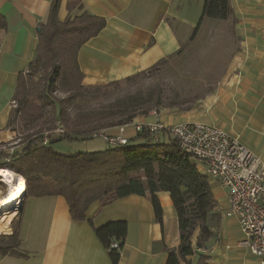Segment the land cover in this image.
<instances>
[{
  "label": "crops",
  "instance_id": "crops-1",
  "mask_svg": "<svg viewBox=\"0 0 264 264\" xmlns=\"http://www.w3.org/2000/svg\"><path fill=\"white\" fill-rule=\"evenodd\" d=\"M50 3L51 0H0V12L6 19L5 29L0 30V135L7 133L11 139L15 132L6 127L10 101L19 73L28 68L35 55L36 29L45 21ZM83 3L89 13L106 21L99 34L84 43L77 54L83 83L88 85L121 80L147 70L196 42L202 30L208 29L213 40L216 31L225 29L228 37L223 45L231 48L212 91L189 110L160 109L158 119L164 124L200 122L219 127L238 136L264 163V0H229L230 17L205 19L193 41L190 37L203 0ZM66 5L67 0H61L60 20L67 15ZM153 119L149 113L139 115L131 124ZM122 134L129 140L136 136L133 126L126 127ZM209 182L218 220L212 225L213 235L202 253L209 264H258L241 243L244 236L238 219L225 215L229 208L225 190ZM158 199L161 222L156 220L149 199L134 194L103 208L94 202L87 209V220L74 221L63 197L25 196L15 217L25 256L0 257V264H113L93 227L116 220L127 223L117 264H168L169 252L176 251L179 245L178 222L170 196L160 192ZM187 259L197 264L198 255Z\"/></svg>",
  "mask_w": 264,
  "mask_h": 264
},
{
  "label": "trees",
  "instance_id": "trees-1",
  "mask_svg": "<svg viewBox=\"0 0 264 264\" xmlns=\"http://www.w3.org/2000/svg\"><path fill=\"white\" fill-rule=\"evenodd\" d=\"M60 2L51 0L45 21L36 29L35 55L28 68L17 77L12 95L16 107L11 108L6 127L15 132L18 141L11 152L0 149V169L19 174L26 197H63L74 221L87 220V209L94 202H99L103 208L134 194L149 199L156 220L161 222L158 193H167L179 230V245L176 251L169 252L167 263L190 264L187 258L196 253L197 264H209L202 252L213 235L212 225L218 220L216 200L209 178L198 170L194 158L183 152L175 140L166 135L155 138L143 129L125 144L109 143L99 151L60 153L54 148L58 140L97 137L98 131L129 124L153 108L189 110L201 98L196 95L164 103L161 91L150 89L105 102L104 99L119 90L123 83L134 84L167 59L121 80L84 84L77 62L78 51L99 34L106 21L89 13L83 0H67V15L60 20ZM230 15L229 0H203L190 40H194L205 19L225 20ZM5 27L6 19L0 12V30ZM57 89L65 96L54 95ZM82 101H95L96 105L85 109ZM184 103L188 104L180 106ZM56 124L62 129L60 133L54 132ZM46 134L48 139L43 144ZM137 139L142 142L133 143ZM5 157L7 162L3 160ZM88 222L92 224L91 219ZM13 223L11 233H0V257L25 256L20 249L17 222L13 220ZM93 229L112 263L117 264L127 234L126 221H109ZM113 241L118 242V249L110 248Z\"/></svg>",
  "mask_w": 264,
  "mask_h": 264
},
{
  "label": "built area",
  "instance_id": "built-area-1",
  "mask_svg": "<svg viewBox=\"0 0 264 264\" xmlns=\"http://www.w3.org/2000/svg\"><path fill=\"white\" fill-rule=\"evenodd\" d=\"M15 107L14 100L10 101ZM154 119L145 123L125 124L109 130L98 131L95 136L107 143L125 144L128 138L123 136L126 127L133 126L138 132L146 129L155 138L166 135L175 140L179 148L191 155L201 173L225 190L229 208L227 216L238 219L243 233L242 244L257 258L258 264H264V163L252 150L246 147L236 135L214 125L200 122H182L164 124L159 121V112L152 110ZM56 124L54 132L60 133ZM47 134L43 144L47 142ZM1 149V148H0ZM3 150V149H2ZM11 152L12 146L4 149ZM4 161H8L5 157ZM111 249H118L116 241L111 242Z\"/></svg>",
  "mask_w": 264,
  "mask_h": 264
},
{
  "label": "rangeland",
  "instance_id": "rangeland-1",
  "mask_svg": "<svg viewBox=\"0 0 264 264\" xmlns=\"http://www.w3.org/2000/svg\"><path fill=\"white\" fill-rule=\"evenodd\" d=\"M227 37L228 35L224 29L222 32L216 31L212 38L213 40H210L211 34L209 33V30H202L200 35H198L196 42L182 47V50L178 54L168 57L166 62L138 78L134 84L123 83L119 90L114 91L104 99L105 102L130 94L144 93L150 89L161 91L164 97V103L169 99L182 101L184 99H190L196 95L200 96V99L204 98L212 91L217 83L225 66V62L229 57V49L231 47L223 45L225 43L223 40ZM54 95L57 97L65 96V94L58 89L54 91ZM187 104L184 103L180 106H185ZM81 105L83 108L88 109L95 106L96 102L82 101ZM11 108L14 109V107ZM160 109L163 110L165 108ZM160 109H156L159 114ZM152 110L149 111L150 115L152 114ZM8 137L9 135L7 133L0 135V148L3 150L12 146V144L14 145V143L18 141L16 134L14 136L15 138L11 139ZM140 142H142L140 139L133 141V143L136 144ZM105 145L109 146L110 144L106 143L101 137H94L88 140L64 139L58 140L53 144L56 151L60 153L99 151L105 149ZM0 180H2V178H0ZM5 188L6 185L0 181V191L4 192ZM24 197L25 191L23 198ZM18 213L19 212H17L16 215H18ZM8 215L9 211H5L0 216V233L2 234H9L2 230V221H4ZM16 215L10 220L9 228H11V232L14 224L13 220L16 222ZM18 222L19 221L17 220V224Z\"/></svg>",
  "mask_w": 264,
  "mask_h": 264
},
{
  "label": "bare ground",
  "instance_id": "bare-ground-1",
  "mask_svg": "<svg viewBox=\"0 0 264 264\" xmlns=\"http://www.w3.org/2000/svg\"><path fill=\"white\" fill-rule=\"evenodd\" d=\"M0 178L6 185L5 191H0V216L5 211H9V215L6 217L3 223L2 230L4 232L9 231V224L12 217H14L19 209L24 195L23 179L8 169H0Z\"/></svg>",
  "mask_w": 264,
  "mask_h": 264
},
{
  "label": "water",
  "instance_id": "water-1",
  "mask_svg": "<svg viewBox=\"0 0 264 264\" xmlns=\"http://www.w3.org/2000/svg\"><path fill=\"white\" fill-rule=\"evenodd\" d=\"M0 181H1V180H0ZM1 182H2V181H1ZM23 196H24V195H23ZM22 202H23V199H22ZM20 210H21V208L19 209V211H20ZM19 211H18V212H19Z\"/></svg>",
  "mask_w": 264,
  "mask_h": 264
}]
</instances>
